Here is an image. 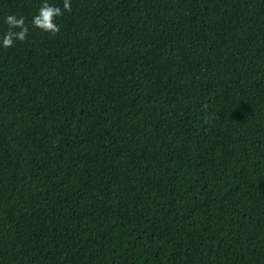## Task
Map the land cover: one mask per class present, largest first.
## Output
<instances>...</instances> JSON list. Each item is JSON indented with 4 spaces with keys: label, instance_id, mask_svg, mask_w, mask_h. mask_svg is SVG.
<instances>
[{
    "label": "trees",
    "instance_id": "1",
    "mask_svg": "<svg viewBox=\"0 0 264 264\" xmlns=\"http://www.w3.org/2000/svg\"><path fill=\"white\" fill-rule=\"evenodd\" d=\"M70 2L0 48V264H264V0Z\"/></svg>",
    "mask_w": 264,
    "mask_h": 264
},
{
    "label": "clouds",
    "instance_id": "2",
    "mask_svg": "<svg viewBox=\"0 0 264 264\" xmlns=\"http://www.w3.org/2000/svg\"><path fill=\"white\" fill-rule=\"evenodd\" d=\"M71 10L70 0H62V6L50 3L49 0H40V5L30 20L15 12L3 16L6 28L0 32V48L13 47L17 42L24 41L31 28L55 34L60 30L59 18L64 12Z\"/></svg>",
    "mask_w": 264,
    "mask_h": 264
}]
</instances>
